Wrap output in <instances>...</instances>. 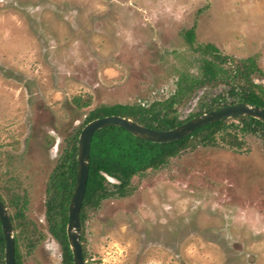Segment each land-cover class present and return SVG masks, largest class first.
I'll list each match as a JSON object with an SVG mask.
<instances>
[{
  "label": "rangeland",
  "instance_id": "1",
  "mask_svg": "<svg viewBox=\"0 0 264 264\" xmlns=\"http://www.w3.org/2000/svg\"><path fill=\"white\" fill-rule=\"evenodd\" d=\"M207 45L241 75L193 89L173 108L181 121L234 88L264 91V0H0V197L24 215L22 264H62L47 189L88 114L168 100L201 77ZM241 127L227 120L207 145L199 135L133 178L126 198L87 209L86 264H264V135Z\"/></svg>",
  "mask_w": 264,
  "mask_h": 264
},
{
  "label": "trees",
  "instance_id": "2",
  "mask_svg": "<svg viewBox=\"0 0 264 264\" xmlns=\"http://www.w3.org/2000/svg\"><path fill=\"white\" fill-rule=\"evenodd\" d=\"M185 39L190 44L194 43L195 31L191 29L185 32ZM201 51V59L203 67L201 69V77L184 76L177 82V90L172 97L164 102L154 103L152 105L136 104V105H114L102 107L89 113L83 126L79 127L68 141V147L59 159L58 165L51 176L46 201V218L52 237L58 242L62 251V264H74L73 255L70 250L67 225L69 205L74 193L77 168H78V144L79 137L84 127L90 122L110 117L118 116L131 119L135 123L146 128L158 131H168L175 129L191 119L200 115L195 114L185 121H181L177 111L173 110L176 104H180L187 98L193 89L203 88L216 81L218 72L228 75L230 80L234 75H241L240 69L226 70L221 69L219 65L224 63L225 59L218 54V50L211 45L198 47ZM215 52V53H214ZM214 53V54H213ZM211 55L212 59L205 58ZM212 60V61H209ZM218 60L219 63H215ZM251 68H255L252 60ZM255 86L256 85H253ZM239 87V86H238ZM230 101L227 99H217L204 105L207 112L216 111L228 106L248 103L259 106L264 109V91L261 89L260 95L253 91H247L244 88L232 89L230 93ZM242 123V131L251 134L264 135V124L250 117L236 118ZM226 122L207 125L198 129L192 135L178 142L171 144H155L138 139L119 127H107L98 131L92 139L90 149V167L87 182L86 194L84 197L82 209L80 212L81 229L83 230L86 223V210L99 207L100 204L111 198H126L131 191L132 179L141 176L149 170H158L165 166L172 158H176L192 146V140L199 135L205 134L203 141L200 142L207 145L213 137L220 131L226 129ZM115 181L116 183H112ZM0 200L5 202L0 197ZM14 206H18V202H12ZM15 216L11 219L17 222L24 218L21 209H17ZM25 224L18 225V229ZM81 239V243H82ZM19 237H15V260L16 264H22L20 252L18 248ZM5 239L1 230L0 223V264H5ZM84 260L85 252L83 251Z\"/></svg>",
  "mask_w": 264,
  "mask_h": 264
},
{
  "label": "water",
  "instance_id": "3",
  "mask_svg": "<svg viewBox=\"0 0 264 264\" xmlns=\"http://www.w3.org/2000/svg\"><path fill=\"white\" fill-rule=\"evenodd\" d=\"M250 117L264 124V109L248 103L228 106L197 116L185 124L168 131H158L141 126L131 119L110 116L94 120L81 132L78 144V168L74 193L69 205L67 237L74 264H86L81 243L80 212L87 189L90 167V149L93 136L107 127H119L134 137L155 144H171L189 137L207 125L230 119ZM0 223L5 239V264H16L15 236L6 205L0 200Z\"/></svg>",
  "mask_w": 264,
  "mask_h": 264
},
{
  "label": "flooded vegetation",
  "instance_id": "4",
  "mask_svg": "<svg viewBox=\"0 0 264 264\" xmlns=\"http://www.w3.org/2000/svg\"><path fill=\"white\" fill-rule=\"evenodd\" d=\"M10 214V213H9ZM10 218H11V216H10ZM13 226V225H12Z\"/></svg>",
  "mask_w": 264,
  "mask_h": 264
}]
</instances>
